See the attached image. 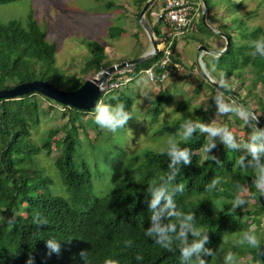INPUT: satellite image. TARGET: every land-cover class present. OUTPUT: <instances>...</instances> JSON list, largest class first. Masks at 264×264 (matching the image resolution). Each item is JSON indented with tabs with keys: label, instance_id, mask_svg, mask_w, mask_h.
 I'll list each match as a JSON object with an SVG mask.
<instances>
[{
	"label": "trees",
	"instance_id": "16d2710c",
	"mask_svg": "<svg viewBox=\"0 0 264 264\" xmlns=\"http://www.w3.org/2000/svg\"><path fill=\"white\" fill-rule=\"evenodd\" d=\"M9 1L12 0H0V4ZM132 1L138 16L146 0ZM203 1L208 8L209 0ZM150 11L151 8L144 12L147 24L155 37H159L158 26L150 22L152 21ZM239 26H241L238 31L240 39L237 41L233 40L229 32L223 31L228 40L227 46L213 58L217 65L216 69L223 71L221 77L226 80L223 82L220 78L217 80L219 88L206 84L211 93V105L219 99L218 94L223 93L227 97L226 103L231 104L233 100L240 102V105L258 116V110L264 112L262 96H255L256 103L253 110L248 103L230 90L227 80L231 75L241 77V70L249 68L251 87L254 88L258 83L263 84L264 57L259 56L258 53L255 56L252 55L255 52L252 42H260L261 37H264V25L252 28L241 24ZM121 32L123 30L119 27H109L108 34L112 37ZM199 44L203 43L199 42ZM85 46L89 55L83 63L81 74L90 73L94 76L101 69L114 63L107 58L104 45L95 40H88ZM55 51L56 44L46 39L45 31L32 18L31 11L27 14L24 25L14 19L0 22V90L32 80H42L63 90H74L82 85L85 78L64 75L55 66ZM159 55L158 52L130 66L129 73L148 68ZM123 60L125 59L119 62ZM221 62L224 63L222 68L219 65ZM154 72L157 74L158 68H155ZM221 84L225 86L222 87ZM244 87L248 89L247 86ZM110 91L101 93L97 102H101L103 106L106 95ZM36 94L43 96L38 92H29L16 98H0V217H2L0 218V264H26L29 257L34 258V264H103L106 258L115 259L119 264H189L188 261L182 260L177 248L180 243L177 239L180 230L179 219L182 218H171V222L176 224V231L169 233L174 251L162 248L144 234L152 227L149 204L153 196L148 187L153 181L156 182L153 185L154 189L162 187L171 189L179 184L184 185L183 192H172V199L176 204L173 211L195 214L196 227L207 232L209 237V243H206L204 248L211 249L213 253L227 232L230 222H234L232 230L242 226L239 229L249 231L246 224L248 218H252L251 222L258 227L259 218L264 217V211L258 202L261 194L253 186V180L256 177L246 174L237 165L238 157L243 155L237 153L238 149L219 148L216 145L205 155L203 161H200L198 152L206 144L207 138L199 128H196L189 140L177 141L181 149L189 148L192 156L188 165L181 162V165L177 166L180 172L171 182L165 175L171 174L168 168L171 161L166 152L146 151L142 162L137 167L133 168L127 164L124 169L122 168L123 172L117 163L111 161L110 154L106 151L109 149L96 148L93 149L92 157L99 166H93L92 158L84 160L79 152L76 130L82 127L81 121L87 115L94 116L95 106L90 110H81L59 104L67 112L66 125L60 130L68 125L69 132H65L63 139L55 143L56 148L59 149V155L53 162V168L66 195L54 194L53 183L50 178L43 175L42 170H35L31 175L28 173L29 167H35V156L40 151V148L33 146L29 140V130L37 122V105L32 99ZM214 97L216 99H213ZM169 99L170 96L167 93L158 91L151 101L153 102L151 121H154L160 112V103L167 102ZM119 101L127 112L132 100L129 97L124 99L118 93L117 99L109 98L108 102L116 107L120 104L117 103ZM199 112L203 111L200 109L191 111L187 118L183 117V121L178 119L176 122L163 125L158 132L169 134L179 132L181 125L189 119L195 127ZM206 115L207 112H204L201 124H208ZM259 116L256 126L264 129V116ZM85 124H91V120L86 121ZM60 130L51 129L46 132L41 148L49 150L51 138ZM112 149L113 147H110V150ZM211 156L216 157V160L220 162L219 165L210 158ZM245 156H243L244 164L247 167V159L252 161V156L249 153ZM100 168L102 174L108 173L116 179L113 180L115 183H112L114 186H110L112 188L101 196H95L92 184ZM213 178L220 179V183L211 189L213 194L220 189H226L229 197L235 200L239 191L237 185L245 184L247 196L254 205L250 210L242 209L240 213H235V211H221L210 199L199 198L209 190L207 186ZM242 199L248 200L244 197ZM163 205L162 199L157 205V210ZM37 213L40 219L46 220L47 223L35 222L34 217ZM12 218L14 223L9 227L8 220ZM157 223L161 226L169 223L167 210L160 215ZM49 239L59 242V255L49 253L46 247V241ZM192 239L189 234V243ZM258 240V247L253 248L248 245L250 249L246 250L243 264H264V248L263 257L259 256L260 247L264 245V238ZM129 241L131 246L126 245ZM82 252L86 253L84 257L80 255ZM137 255L142 256L143 259L137 260ZM200 257L207 264H210L213 258L203 252L200 253ZM191 260L194 261L195 256L191 257Z\"/></svg>",
	"mask_w": 264,
	"mask_h": 264
},
{
	"label": "rangeland",
	"instance_id": "374dc122",
	"mask_svg": "<svg viewBox=\"0 0 264 264\" xmlns=\"http://www.w3.org/2000/svg\"><path fill=\"white\" fill-rule=\"evenodd\" d=\"M198 1L201 4L200 0H195V3H198ZM211 5L218 11L217 21L223 23L222 28L216 32L215 28L218 27L213 25L208 17L205 16L202 19L203 5H201L199 7V18L198 16L192 18L194 29L188 30L183 36L174 39L177 50H179L178 61L182 66L178 63L172 75L160 86L147 81L145 75L141 74L140 71L129 73L130 67L119 71V81L124 82V84L106 95L107 98L105 97L106 100L103 106H108L110 111L115 108L108 101L109 98L117 99V94L120 93L124 99L129 97L132 100L127 111L132 118L128 120L124 127L113 133L95 123V113L94 116L87 115L81 121L82 127L76 130V139L79 142L78 149L84 160L91 157L93 166H99L98 162L92 157L93 149H109L106 151L110 154L111 161L117 163L121 170L127 164L135 168L142 162L144 152L165 153L170 138H174L176 142L183 140L180 135L182 129L171 134L161 133L158 130L163 125L176 122L178 119L183 121V117L187 118L191 111L197 109L203 112L198 113L195 126L197 120L201 123L203 113L207 112L206 119L208 123L215 120L218 124L226 125L236 136L237 143L241 139L248 140V136L252 132L251 127L245 125L241 118L231 113L225 115L217 112V104L226 103V96L219 95L220 97L216 103L211 105V93L207 84L216 83L219 78L221 82L226 80V78L221 77L223 71L216 69L217 65L213 59L218 55V52L211 54L212 52L203 51L202 53V51L198 52L197 49L199 46L206 44L207 46L204 47L212 50L213 48L207 42L219 39L225 41L218 34L220 31L226 32L227 27H231V36L233 40L237 41L240 39L238 31L241 26L239 24L247 28L263 26L264 0H209L207 7L211 8ZM29 11H31L32 18L36 20L39 27L45 31L46 39L56 44L55 66L64 75L80 76L81 79L85 78V80L92 77L90 73L81 74L83 63L89 55L85 46V42L88 40H95L104 45L107 58L115 64L122 59H132L137 54L142 53V50L143 52L148 50L150 36L142 26L143 22L147 23V19L143 14L142 21H139L138 16H136L137 9L132 0H12L0 4V22L14 19L24 25ZM150 22L153 23L152 25L155 24L154 19ZM224 23L227 24L224 25ZM109 27H119L123 32L110 37L108 34ZM148 27L151 29L149 25ZM199 42L203 44H199ZM140 43H143V45L141 46ZM223 45H220L217 50H220ZM217 50L216 48L213 49V51ZM198 53H201V55H198ZM197 55L201 58L204 55V57L200 58V61L197 59ZM223 64V62L219 64L221 68ZM190 68H193L194 71ZM180 69H182L181 72H179ZM205 73L208 76L205 77ZM241 74V77L231 75L227 80V84L231 91L235 92L239 98L248 103L250 108L253 109L256 103L255 96L261 95L264 102V86L258 83L254 88L251 87L249 68L244 71L241 70ZM193 75L195 76L193 77ZM207 77L210 80H207ZM127 78L131 79L127 81ZM244 86H247L248 89ZM159 90L167 93L170 99L167 102L160 103V112L154 121H151V105L153 104L151 101ZM32 99L35 100L37 105V122L29 130V140L33 146L40 148V151L35 156V167H29L28 173L31 175L35 170H42L43 175L50 178L53 183V193L65 196L59 177L53 168V162L59 155V149L56 148L55 143L63 139L65 132H69L68 125L60 130L66 125L67 112L62 109L59 103L56 104L53 100L50 99V101L41 95H33ZM117 103H120V101ZM236 103L240 105V102ZM259 111H257L258 116L259 114L264 116V112ZM88 120H91V124L86 125L85 122ZM51 129H59L60 131L51 138L49 150H45L41 148V145L46 138V132ZM203 134L206 137L207 133ZM214 143L219 148L225 147L220 142L219 137L214 138ZM110 147H113V149L110 150ZM237 149V153L240 155L245 156L248 153L242 147ZM205 155L203 148H201L198 152L199 160L203 161ZM247 160V170H243V172L254 176L252 168L248 167V162L251 159ZM260 162L264 164V156L261 157ZM114 179L116 177L113 175L102 174L100 168L98 176L94 178L92 184L94 195L101 196L112 188L115 183V181L113 183ZM111 185L112 187H110ZM245 189L247 190L245 184L240 186L237 195L248 200H245V204L235 209L232 204L234 199L229 197V192L226 189L215 191V194L209 189L199 198L210 199L221 211L240 213V210H250L251 206L254 205V202L247 196L248 192L244 191ZM242 220L245 222L244 218ZM251 220L252 218L246 220L248 230H252L254 233L257 232L255 235L258 239L264 238V217L259 218L258 227ZM232 224L234 222H230L227 232L217 244L210 264H225L224 256L228 251L235 254L233 264H243L246 250L250 247L247 244L239 243L241 233L245 229H239L242 227L239 226L237 229L232 230Z\"/></svg>",
	"mask_w": 264,
	"mask_h": 264
},
{
	"label": "clouds",
	"instance_id": "9594fccd",
	"mask_svg": "<svg viewBox=\"0 0 264 264\" xmlns=\"http://www.w3.org/2000/svg\"><path fill=\"white\" fill-rule=\"evenodd\" d=\"M198 4H199V1H198ZM199 5L201 6L202 3ZM156 7H157V2L155 0H153L152 3L149 5L148 9L151 8V11H152V10H155ZM202 12H203V7H202ZM205 14H206V10H205ZM199 15H200V13H199ZM151 19L153 21L152 16H151ZM192 27H193V25H192ZM192 27H191V29H192ZM158 28H159V26H158ZM191 29H189V30H191ZM150 31L153 35V39L156 41V43H158L157 38L161 37V33H160L159 37H155L153 31L151 29H150ZM149 40H150V38H149ZM173 40H172V43H173ZM252 43L255 46V52H253L252 55L255 56L258 53L259 56L264 57V37H261L260 42L253 41ZM157 46H158L157 47L158 52L160 53V51H159L160 45H157ZM171 46H172V44H171ZM171 46H170V49L172 51ZM225 48L226 47H225V41H224V47H221V49L216 51V52H218V54H219ZM198 51L201 52L202 50H198ZM154 54H156V53H154ZM154 54H152V55H154ZM200 58L201 57L199 56L198 60L201 61ZM172 61L174 62L173 54H172ZM174 63L176 64V67H177V63L176 62H174ZM200 65H201V63H200ZM128 67H130V66H128ZM201 67H202V65H201ZM119 71L120 70L113 72L111 75L108 76V78L110 76L116 77V75H117L116 73ZM142 71L143 70H141L140 72L143 74ZM129 72H130V69H129ZM205 74H206V76H208L207 73H205ZM163 82L158 83V84H162ZM158 84H156V85L158 86ZM221 86L223 87V86H225V84H221ZM112 90H114V89H112ZM218 95L223 96V93H219ZM100 96H101V94L99 95V97ZM98 99H97V101H98ZM213 99H216V97H214ZM216 108H217L218 113H221V114L231 113V114L241 118L244 121L245 125L252 128V132L249 134L247 141L241 139L239 141V143H237V138L234 135V133L226 125L218 124L215 120H213L211 123H208L207 125L201 124L197 120L195 127L192 126V121L190 119L185 120V122L181 125V129H182V131L180 133L181 137L184 140H189L192 137V133L196 130V128H199L201 133H207V135H206L207 142L203 146V152L205 154H207L212 148H214L216 146V144L214 143V138H216V137H219L220 142L226 148L233 150V149H237V148L242 147V148L246 149L247 152L252 156V161L248 162V167L252 168L253 173H254V177H256V179L253 180V186L258 190V192L261 195H264V164H262L260 162L261 157L264 156V129L257 128V126H256V124H258V116L255 115L250 110L244 108V106L237 104L236 101H234V100L231 102V104H229V103H223V104L218 103ZM93 111L95 113V117H94L95 123L97 125H99L101 128H106L113 133H115L117 131V129L124 127L127 124L128 120L132 118L131 114L129 112L124 111V105L122 103L117 104L116 107L110 111L108 106H102L101 102H97V104H95V108ZM166 153H167V156L170 158V161H171L168 164V168L171 170V174L170 175L165 174V175H167V180L169 182H171V181L176 179L177 175L180 172V169L177 166L181 165V162L184 165H188L191 162L190 157L192 156V153H191V150L189 148L181 149L174 138L169 139V145L166 149ZM210 158L212 160L216 161V163L219 165L220 162L218 160H216V157L211 156ZM237 165L241 169L247 170V167L244 164V157L243 156L238 157ZM161 179H163V177H161ZM155 183L156 182L153 181V183L148 187V190L152 191V196H153V198L149 204V211L151 212L150 218L152 220V227H150L147 231H145L144 234L147 237L152 238L154 243L161 246L162 248H164L168 251H174V249L172 247V237L169 235V233L176 231V224L171 222V218H173V217L182 218V219H179V229L180 230H179V233L177 236V239H179V241H180V243L177 245V248L179 249V253H180L182 260L188 261L189 264H207V262L200 257L201 252H203L207 256H213L214 255V253L212 252L211 249H205L204 248V245L206 243H209V237H208L207 232L196 227V225H195V214L194 213H192V212L184 213L182 211H173V209L176 208V204L174 203V201L172 199V192L173 191L183 192L184 191V185L179 184L175 188H171V189H165L163 187L159 188V189H154L153 185ZM219 183H220L219 178H213V180L211 181V183L207 187L209 189H212V188H215ZM237 189L238 190L240 189L239 185H237ZM244 191H247V190L245 189ZM162 199L164 200V205L162 208L157 210V205L160 204ZM245 203H246V201L244 199L240 198L239 196H237V198L232 202L234 209L240 205L245 204ZM165 210H167V213H168L169 223L166 226H161L159 223H157V221L159 220L160 215ZM0 218H2V217H0ZM34 221L37 223H41V224L47 223L46 220L40 219L39 213H37L36 217H34ZM13 223H14L13 218L8 220L9 227H11L13 225ZM189 234H191V236L193 238L191 243H189V241H188ZM239 243L240 244H247L253 248H256L259 246V240H258L257 236L255 235L254 231H252V230L242 232ZM126 245L131 246V242L130 241L126 242ZM46 247L49 250L50 254L59 255L60 244L55 239L47 240L46 241ZM85 254L86 253L82 252L80 255L82 257H84ZM193 256H195L194 261L191 260V257H193ZM136 259L141 260V259H143V257L140 255H137ZM234 260H235V254L231 251H228L224 256L225 264H233ZM26 264H34V258L29 257L28 260L26 261ZM103 264H119V262L115 259L106 258V259H104Z\"/></svg>",
	"mask_w": 264,
	"mask_h": 264
},
{
	"label": "water",
	"instance_id": "95a60500",
	"mask_svg": "<svg viewBox=\"0 0 264 264\" xmlns=\"http://www.w3.org/2000/svg\"><path fill=\"white\" fill-rule=\"evenodd\" d=\"M152 1L153 0H147L143 4L138 14L139 21H142L143 14L148 9ZM201 3L203 5L202 19H204L206 5L203 0H201ZM142 26L150 36L149 38L151 40V48L146 53L142 54L140 57L125 60L116 64H111L98 71L94 76L84 80L82 85H80L74 90L58 89L57 87H55L54 85L48 82L42 80H32V81L20 83L12 88L0 90V98H11V97L16 98L29 92H38L43 96L61 105H67L72 108L81 109V110L93 109L100 95L99 86H101L104 83V81L108 78L109 75H111L115 71L134 65L150 57L152 54L158 52L157 43L153 39V35L147 23L143 22ZM220 35L225 39V47H226L228 40L225 34L221 33ZM198 50H202V51L204 50L208 52L211 51L209 49H206L204 46H199ZM207 80H210V78L207 77ZM211 84L219 88V85L217 83L212 82ZM263 86H264V82H263ZM258 202L264 211V195L259 196ZM263 247L264 245L260 247V254H259L260 257H263L262 255Z\"/></svg>",
	"mask_w": 264,
	"mask_h": 264
},
{
	"label": "built area",
	"instance_id": "2783aa9c",
	"mask_svg": "<svg viewBox=\"0 0 264 264\" xmlns=\"http://www.w3.org/2000/svg\"><path fill=\"white\" fill-rule=\"evenodd\" d=\"M157 7L150 12V15L159 26L161 37L160 56L148 68L142 72L147 80L151 83H161L165 81L176 68V64L172 61V51L170 46L172 40L183 36L192 27V18L197 15L195 7L189 0H155ZM196 13V14H195ZM158 68V73L155 74L154 69ZM116 77L106 79L103 85L99 86V92L106 93L109 90L115 89L124 82L119 81L120 72L116 73ZM130 78H127V81Z\"/></svg>",
	"mask_w": 264,
	"mask_h": 264
},
{
	"label": "crops",
	"instance_id": "0c3cea01",
	"mask_svg": "<svg viewBox=\"0 0 264 264\" xmlns=\"http://www.w3.org/2000/svg\"><path fill=\"white\" fill-rule=\"evenodd\" d=\"M189 2L193 5V6H195V9H196V12H197V15H195V16H198V18H199V10H200V5L196 2L195 3V0H189ZM198 4V5H197ZM196 14V13H195ZM205 16L206 17H208V19L210 20V22L213 24V25H215V26H217L218 28H215V31L216 32H218L219 31V29L220 28H222L221 27V25H223V23L222 22H220L219 20L217 21V18H218V11L215 9V7H212V5H211V8H206V14H205ZM194 17V16H193ZM227 23H224V25H226ZM192 29H194V26L192 27ZM227 29V31L230 33V31H231V27H227L226 28ZM224 34L223 33V31H220L219 32V36H220V34ZM135 34V33H134ZM230 35H231V33H230ZM220 38H222L221 36H220ZM159 39L160 38H157V41H158V43H157V45H160V42H159ZM223 39V38H222ZM175 40H173V43H172V46H171V48H172V54H173V58L175 59L174 60V62H176L177 64L179 63V61H178V57H179V54H178V52H179V50H177V46H176V44H175ZM141 44V46L143 45V43H140ZM207 44H209L210 45V47L211 48H213V49H215L216 48V50L220 47V45H223L224 44V41H222L221 39H219V40H216V41H212V40H210L209 42H207ZM181 47V46H180ZM151 48V41L149 42V45H148V50ZM213 49L210 51V52H212L211 54H215L214 52H216V51H213ZM145 50V49H144ZM148 50H146L145 52H143V50H142V53H140V54H137L135 57H133V58H138V57H140L142 54H144V53H146ZM197 51H198V49H197ZM204 51V50H203ZM203 51H202V53H203ZM218 51V50H217ZM199 52V51H198ZM198 55H201V53H198ZM198 55H197V59H198ZM201 57V56H200ZM204 57V55H202V58ZM132 58V59H133ZM201 58V59H202ZM214 58V57H213ZM203 63V62H202ZM179 65H180V63H179ZM180 66H182V65H180ZM192 71H194V69L193 68H190ZM182 71V69H180V71L179 72H181ZM142 74V73H141ZM195 75H197L196 73H195ZM195 75H193V77L195 76ZM146 80H147V78H146ZM148 81V80H147ZM201 81H202V79H201ZM154 84V83H153ZM156 85V84H155ZM157 86V85H156ZM159 86V85H158Z\"/></svg>",
	"mask_w": 264,
	"mask_h": 264
}]
</instances>
